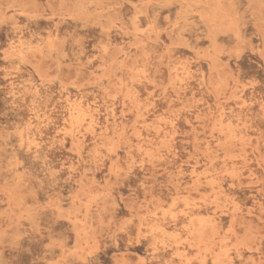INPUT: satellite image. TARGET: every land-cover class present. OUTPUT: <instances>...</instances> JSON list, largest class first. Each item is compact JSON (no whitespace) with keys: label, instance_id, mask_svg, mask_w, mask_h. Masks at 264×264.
<instances>
[{"label":"rangeland","instance_id":"rangeland-1","mask_svg":"<svg viewBox=\"0 0 264 264\" xmlns=\"http://www.w3.org/2000/svg\"><path fill=\"white\" fill-rule=\"evenodd\" d=\"M0 264H264V0H0Z\"/></svg>","mask_w":264,"mask_h":264}]
</instances>
